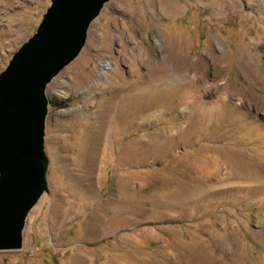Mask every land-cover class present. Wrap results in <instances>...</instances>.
Returning <instances> with one entry per match:
<instances>
[{
	"label": "rangeland",
	"instance_id": "374dc122",
	"mask_svg": "<svg viewBox=\"0 0 264 264\" xmlns=\"http://www.w3.org/2000/svg\"><path fill=\"white\" fill-rule=\"evenodd\" d=\"M256 1L103 4L78 55L46 85V191L21 248L0 250V264H264L263 193L224 190L264 183L248 126H264L262 91L244 73L264 77ZM49 5L0 0V71ZM198 98L214 106L203 120ZM198 164L216 175L202 177ZM209 188L219 191L176 202Z\"/></svg>",
	"mask_w": 264,
	"mask_h": 264
},
{
	"label": "water",
	"instance_id": "95a60500",
	"mask_svg": "<svg viewBox=\"0 0 264 264\" xmlns=\"http://www.w3.org/2000/svg\"><path fill=\"white\" fill-rule=\"evenodd\" d=\"M107 1L50 0L0 71V250L21 248L25 218L46 191V85L78 55Z\"/></svg>",
	"mask_w": 264,
	"mask_h": 264
},
{
	"label": "bare ground",
	"instance_id": "6f19581e",
	"mask_svg": "<svg viewBox=\"0 0 264 264\" xmlns=\"http://www.w3.org/2000/svg\"><path fill=\"white\" fill-rule=\"evenodd\" d=\"M258 1H260V2H262V3H264V0H258ZM258 1H256V3H258ZM260 2H259V4H260ZM250 3V2H249ZM239 6V5H238ZM144 54H145V52H144ZM147 57H146V54H145V59H146ZM154 61H156V60H154ZM153 63H155L154 65L155 66H157L158 64H156V62H153ZM162 64H160L162 67H166V69H167V67H169V66H171L170 64H168V62L167 61H163V62H161ZM206 63V62H205ZM135 66V65H134ZM138 66V65H137ZM136 67V66H135ZM172 67V66H171ZM157 68H159L158 66H157ZM160 69H161V67H160ZM137 70V69H136ZM244 73H245V75L247 76V78L250 80L249 82L250 83H252V82H254V83H258L259 84V86H260V90L262 91V94H261V98H264V77H260V78H254L253 77V75L251 74V72H249V70L248 69H246V71H244ZM163 78V75H161L160 77H158L157 79H155V86H153L151 89H149L150 90V92H155L156 91V85H157V82H159L161 79ZM171 87V86H170ZM169 87V88H170ZM198 93V88H197V86L196 85H194V84H192L191 85V89H190V91L188 92V101L190 102L191 101V99H193L194 97H197V94ZM143 94V93H142ZM148 94V93H147ZM199 94V93H198ZM144 95V94H143ZM261 98H258V102H259V105L260 106H263L264 105V103H263V101H262V99ZM196 99V98H195ZM194 100V99H193ZM187 101V100H186ZM195 101V100H194ZM223 101V100H222ZM224 102V101H223ZM216 105H217V103H216ZM112 106V105H111ZM220 106H221V103H220ZM214 107V106H213ZM212 106H209V104L207 105L206 103H204L203 101H201L200 100V98H198V108H197V110L198 111H200V113H201V116H200V118H201V120H203L206 116H207V114H209L211 111H214L212 108H213ZM216 107V106H215ZM218 107V106H217ZM110 108H112V107H110ZM219 108V107H218ZM105 109H103V112H105L104 111ZM150 110V109H149ZM216 110V109H215ZM219 110H220V108H219ZM244 114V113H243ZM239 115V114H238ZM103 116H104V113H101V114H99L98 115V119H97V123H96V126H95V130L92 132V134H91V137L90 138H95L97 135V132H98V129L101 127V124H102V120H103ZM244 116V115H243ZM239 118V117H238ZM243 118V117H242ZM240 119V118H239ZM246 119V118H245ZM244 120V119H243ZM242 120V121H243ZM254 120V119H253ZM252 120V121H253ZM246 121V120H245ZM247 122H249V121H247ZM251 122V121H250ZM248 123V126H249V131H250V133L249 134H252V136L257 140V142H259V145L257 146V148L259 149V150H261L262 152H263V154H264V126H262L261 124H259V123H257V122H254V123ZM156 137H157V135H156ZM159 137V136H158ZM91 140V139H90ZM89 140V141H90ZM198 167L199 168H201V170H202V177H204V175H209V174H216V172H213L212 170H210V169H208V168H206L205 167V165H199L198 164ZM214 169V168H213ZM84 177V176H83ZM241 184V183H240ZM240 184H238V185H235V186H233L232 188H230V187H228L227 189H230V190H233L234 192H237V191H239V192H250L251 193V191H254V190H256V191H261V193H263V194H261L256 200L257 201H262V199L264 198V183H262V182H259V181H255L254 183L252 182V184H248V185H244L243 183H242V185H240ZM89 187V186H88ZM83 188V187H82ZM209 190V189H208ZM208 190H204V189H197V190H194L191 194L190 193H188V194H190V195H188V196H182V198L180 197L179 199H177L176 200V202H181V201H187V200H189V199H194V198H197V197H203V196H205V195H207L208 193ZM212 190H214V189H212ZM83 191H84V189H83ZM216 191V190H215ZM211 191H209V193H210ZM233 192V193H234ZM229 193V192H228ZM242 195V194H241ZM244 195V194H243ZM247 195V194H246ZM232 196V195H231ZM237 196V195H236ZM242 197V196H241ZM189 202H191V201H189ZM263 216H264V214H263ZM200 223V222H199ZM204 225L206 226V227H208L209 226V223L208 222H206V223H204ZM205 228V227H204ZM204 230V229H203ZM206 231V230H205ZM207 232V231H206ZM210 232H211V230H210ZM218 232V231H217ZM221 233V232H220ZM220 233H215L216 234V236L219 238L220 237ZM215 237V236H214ZM215 239V238H214ZM219 240V239H218ZM217 240V241H218ZM222 240V239H221ZM224 242V241H223ZM218 243V242H217ZM230 252V251H229ZM234 253H237L236 251L234 252ZM233 253V254H234ZM232 254V253H231ZM232 256V255H231ZM76 259H78V258H76ZM234 261V260H233ZM235 263V262H234Z\"/></svg>",
	"mask_w": 264,
	"mask_h": 264
},
{
	"label": "crops",
	"instance_id": "0c3cea01",
	"mask_svg": "<svg viewBox=\"0 0 264 264\" xmlns=\"http://www.w3.org/2000/svg\"><path fill=\"white\" fill-rule=\"evenodd\" d=\"M203 165V164H202ZM200 170H201V168H200ZM201 172H202V170H201ZM202 174V173H201ZM212 175H216V174H212ZM228 188V187H227ZM224 189V190H230V189ZM212 189H214V190H212ZM195 190H197V189H195ZM204 190H208V189H204ZM216 190V192H218L219 191V189H215V188H209V190H208V192L207 193H209V191H211V192H213V191H215ZM232 192H234L233 190H232ZM234 193H237V192H234Z\"/></svg>",
	"mask_w": 264,
	"mask_h": 264
}]
</instances>
